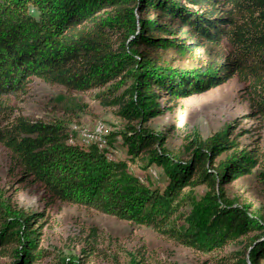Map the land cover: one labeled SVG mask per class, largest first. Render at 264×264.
<instances>
[{
  "label": "trees",
  "instance_id": "trees-1",
  "mask_svg": "<svg viewBox=\"0 0 264 264\" xmlns=\"http://www.w3.org/2000/svg\"><path fill=\"white\" fill-rule=\"evenodd\" d=\"M212 49L225 54L204 62ZM234 78L264 124V0H0V145L22 181L51 203L151 228L198 254L244 245L215 264H264V209L228 194L257 171L264 180L263 150L242 147L229 125L208 138L191 135L183 158L148 127L163 115L158 93L188 99ZM34 79L118 106L125 129L107 137V149L72 144L68 122L18 113L14 103ZM117 142L124 159L110 158ZM134 166L160 171L166 186L140 179ZM48 223L0 188V264H89L99 252L97 229L85 239V258L45 248Z\"/></svg>",
  "mask_w": 264,
  "mask_h": 264
},
{
  "label": "rangeland",
  "instance_id": "rangeland-1",
  "mask_svg": "<svg viewBox=\"0 0 264 264\" xmlns=\"http://www.w3.org/2000/svg\"><path fill=\"white\" fill-rule=\"evenodd\" d=\"M222 54L225 52L212 49L204 52L202 58L210 63ZM181 65L194 69L189 62ZM244 89L245 86L234 78L222 87L188 99L175 100L158 93L157 103L163 115L152 120L148 127L165 136L167 148L183 158L186 157L185 147L191 135L197 133L202 138H208L229 125L237 128L235 135L239 136L242 147H260L264 152V124L251 117L252 111ZM14 106L19 114L34 121L68 122L79 142H83L86 135L95 134L99 125L105 127L104 136L108 137L122 132L127 124L117 115L118 106L105 105L96 101L91 94L70 93L38 79L33 80L30 93L23 103H14ZM119 146L120 142H117L111 151V159L127 157V150L119 149ZM131 170L145 182L157 183L158 187L166 186L160 171L154 168L146 172L134 166ZM0 188L8 190L16 204L26 212L44 213L47 216L49 225L45 230L44 247L52 251L85 258V239L92 229H97L103 243L89 264H128L131 257L144 259L146 264H215V258L231 257L244 247L235 244L223 254H198L166 241L151 228L84 208L51 203L39 186L22 181L20 171L15 168L11 155L2 145ZM203 192L199 190L198 194ZM228 194L239 205H251L255 211L263 210L264 180L261 171L230 185Z\"/></svg>",
  "mask_w": 264,
  "mask_h": 264
},
{
  "label": "bare ground",
  "instance_id": "bare-ground-1",
  "mask_svg": "<svg viewBox=\"0 0 264 264\" xmlns=\"http://www.w3.org/2000/svg\"><path fill=\"white\" fill-rule=\"evenodd\" d=\"M104 133H105V127L103 125H99V128L96 130L95 134L86 135L85 136L86 138L84 139L83 142H79L80 140L77 141L79 139L77 137V140L72 141V144H78L84 148H89L93 145H96L97 148L107 149L108 148V140H107V137L104 136ZM80 134H82V133H80ZM81 137H83V136H81ZM81 139H83V138H81Z\"/></svg>",
  "mask_w": 264,
  "mask_h": 264
},
{
  "label": "built area",
  "instance_id": "built-area-1",
  "mask_svg": "<svg viewBox=\"0 0 264 264\" xmlns=\"http://www.w3.org/2000/svg\"><path fill=\"white\" fill-rule=\"evenodd\" d=\"M98 128H99V126L97 127V129H98ZM97 129H96V130H97Z\"/></svg>",
  "mask_w": 264,
  "mask_h": 264
}]
</instances>
